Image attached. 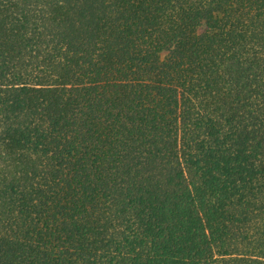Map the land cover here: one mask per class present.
Wrapping results in <instances>:
<instances>
[{
    "label": "trees",
    "instance_id": "1",
    "mask_svg": "<svg viewBox=\"0 0 264 264\" xmlns=\"http://www.w3.org/2000/svg\"><path fill=\"white\" fill-rule=\"evenodd\" d=\"M0 264H264V0H0Z\"/></svg>",
    "mask_w": 264,
    "mask_h": 264
}]
</instances>
